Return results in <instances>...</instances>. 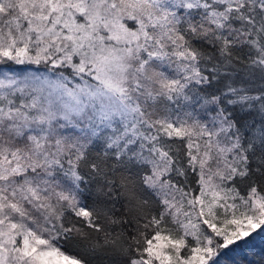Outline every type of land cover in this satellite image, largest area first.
Instances as JSON below:
<instances>
[{"label":"snow or ice","instance_id":"snow-or-ice-1","mask_svg":"<svg viewBox=\"0 0 264 264\" xmlns=\"http://www.w3.org/2000/svg\"><path fill=\"white\" fill-rule=\"evenodd\" d=\"M262 234L264 0H0V264Z\"/></svg>","mask_w":264,"mask_h":264},{"label":"trees","instance_id":"trees-1","mask_svg":"<svg viewBox=\"0 0 264 264\" xmlns=\"http://www.w3.org/2000/svg\"><path fill=\"white\" fill-rule=\"evenodd\" d=\"M221 260L226 264H264V234L229 250Z\"/></svg>","mask_w":264,"mask_h":264}]
</instances>
